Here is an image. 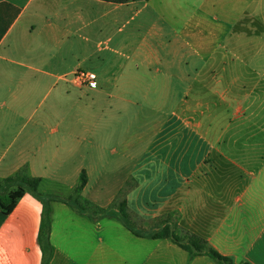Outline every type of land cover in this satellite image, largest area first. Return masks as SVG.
I'll return each mask as SVG.
<instances>
[{
    "label": "crops",
    "instance_id": "obj_1",
    "mask_svg": "<svg viewBox=\"0 0 264 264\" xmlns=\"http://www.w3.org/2000/svg\"><path fill=\"white\" fill-rule=\"evenodd\" d=\"M164 2L169 13L184 17L178 31L189 40L200 65L193 74L186 73L184 43L173 55L155 49L146 36L140 47L133 44L132 36L148 26L147 18L137 22L134 17L136 22L123 34L122 6L129 3L0 0L1 80L18 85L30 81L37 89L49 86L50 90L62 81L65 93L72 91L66 89L70 83L71 88L95 90L94 97L110 96L103 87L112 80L117 100L131 103L168 97L178 88L185 94L193 90L200 101L212 92L220 99L206 106L198 103L194 115L186 108L178 115L183 127H178L177 143L182 151L147 154L149 161L140 167L136 155L126 154L125 159L134 161L133 168L116 186L100 185L103 194L98 195H92L91 176L102 177L99 165L93 171L77 166L72 179L69 171L52 169L58 168L60 147L73 142L98 145L97 159L103 161L106 139L77 135L75 139L71 131H59L57 126L48 131L46 118L22 133L16 120L0 119V180L25 168L29 175L41 177L42 192L67 197L85 170L88 182L82 196L102 208L110 207L131 181L124 197L135 229L154 231L162 216L173 213L182 228L206 238L236 264H264V30L242 25L236 31L232 26L224 31L227 42L216 47L221 29L208 25L210 12L195 10L202 0ZM240 4L238 23L264 15L262 3L257 9ZM209 6L216 12L215 5ZM153 28L152 24L149 31ZM108 58L114 59L115 70L99 75V87L74 81L75 72L83 69L80 63L100 66ZM189 80L193 82L186 84ZM122 107L120 103L118 111ZM186 129L193 132L189 141L181 137ZM187 143L194 144L193 152L183 149ZM154 160H162L163 165ZM49 176L54 186L46 185ZM42 211L43 203L31 193L11 213L0 210V264H42L38 243ZM51 243L48 264H218L206 255L191 259L169 239L139 236L115 216L93 218L63 201L52 202Z\"/></svg>",
    "mask_w": 264,
    "mask_h": 264
},
{
    "label": "rangeland",
    "instance_id": "obj_2",
    "mask_svg": "<svg viewBox=\"0 0 264 264\" xmlns=\"http://www.w3.org/2000/svg\"><path fill=\"white\" fill-rule=\"evenodd\" d=\"M164 1H139L123 5V34L130 31L136 22L133 20L134 17L137 18V22L147 18L149 21L148 26L132 36L133 44L136 42V46L140 47L142 38L146 36L149 41L153 42L155 49H159L165 55H173L175 50L181 49V45L184 43L185 48L181 52L189 62L185 65L186 73L193 74L200 65L197 64L195 58L198 55L191 48L189 40H186V37L184 38L178 31L179 28H182V23L185 22L184 17L174 16L171 10L169 13L165 8ZM241 2L249 6L250 9H257L261 3L264 6V0H202L201 6L198 9L195 8L196 11L201 9V13L210 12L206 16L208 25H216L221 29L217 33L216 47L222 41L227 42V33L224 31L230 30L232 26L236 27L234 29L236 31L242 25L252 31L253 29L264 30V15L248 16L243 18L242 23H238L239 15H236V12L241 8ZM210 3L216 6V12L210 8ZM163 10L167 11L164 13ZM230 11H233L234 14L231 15ZM152 24L154 28L150 32L149 28ZM237 24L239 25L237 26ZM146 32L148 35H146ZM262 39H264V36ZM217 49L218 55H220L222 50L219 47ZM205 53L211 54L212 51H205ZM80 64L84 70H91L97 74V82L101 73L109 74L115 70L113 58L106 59V62L100 66L86 62ZM238 65L241 67L240 64ZM218 66L221 67V65ZM192 82L193 80H189L185 83ZM61 85H63L62 81L51 90L49 86L46 88L42 86L37 89L30 81H24L18 85L16 81L0 79V119L16 120L19 123L18 130L22 133L46 118L50 122L48 131L51 126H57L59 131H71L75 139L77 136L106 139L102 150L105 155L103 161L97 159V154H99L98 145L88 141L73 142L60 147L58 168L52 169V171L58 173L69 171L68 178L72 179L73 170L77 166L82 165L93 171L99 165L104 174L101 178L97 177L96 174L91 176L92 195L103 194L99 191L100 185L106 187L116 186L120 179L123 180L125 173L133 168L134 161L125 159L126 154L136 155V163L140 167L149 161L145 158L147 154L165 153L167 151L177 152L178 127H183L178 115H182L183 109H191L189 112L192 114L195 106L200 102L203 106H206L209 101L220 103L219 97L213 92L212 94L203 95L201 97L203 99L200 101V96L194 93L193 90L185 94L183 90H179L180 88L176 90L177 93L168 97L154 96L149 97V100L139 98L138 103L136 99H134L135 103L120 102L112 92V80L106 83L107 87H103L104 90L110 92V96L94 97L95 90L71 88L70 83L66 84V89H72V91L65 93L62 91ZM97 87H99V84ZM120 103L123 107L118 111L117 107ZM189 112H185V115H189ZM192 136L193 132L191 130L186 129L184 133L182 131L181 137H185L187 141L193 138ZM182 146L183 149L186 147L187 152L194 151V144L192 143ZM180 150L182 151V149ZM174 162L176 161H172V163ZM154 164L162 166L163 161L154 160ZM186 168H188V165ZM51 178L49 176L45 180L46 185L54 186L56 184L54 178ZM133 183L129 181L127 187H131ZM40 190L42 191V188ZM63 192L65 191L63 190Z\"/></svg>",
    "mask_w": 264,
    "mask_h": 264
},
{
    "label": "trees",
    "instance_id": "obj_3",
    "mask_svg": "<svg viewBox=\"0 0 264 264\" xmlns=\"http://www.w3.org/2000/svg\"><path fill=\"white\" fill-rule=\"evenodd\" d=\"M118 4H125L140 0H105ZM149 1V0H145ZM88 176L85 170L82 171L80 181L75 187L73 194L65 197L54 193H44L40 190L41 177L31 176L26 169H20L11 176L0 180V210L4 214L13 211L18 201L26 194L31 193L43 203L41 226L38 234V243L43 252L42 264H48L52 255L51 230H52V206L53 201H63L72 205L82 214L91 217L115 216L121 220L129 229L139 236L147 235L151 238H166L185 249L190 258L200 255L211 257L218 264H236L234 259L221 253L213 247L206 238L182 228L173 213H167L160 218V226L151 232H143L135 229L129 223V214L125 194L130 187H126L117 196L116 201L108 208H102L82 196L87 185ZM243 264H251L244 262Z\"/></svg>",
    "mask_w": 264,
    "mask_h": 264
},
{
    "label": "built area",
    "instance_id": "obj_4",
    "mask_svg": "<svg viewBox=\"0 0 264 264\" xmlns=\"http://www.w3.org/2000/svg\"><path fill=\"white\" fill-rule=\"evenodd\" d=\"M74 81L80 85L96 86L97 74L91 70L78 69L74 75Z\"/></svg>",
    "mask_w": 264,
    "mask_h": 264
}]
</instances>
